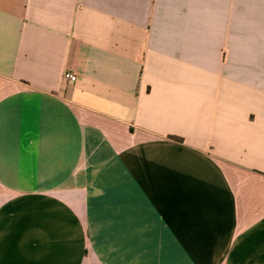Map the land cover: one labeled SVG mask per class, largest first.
Listing matches in <instances>:
<instances>
[{
  "label": "crops",
  "instance_id": "obj_1",
  "mask_svg": "<svg viewBox=\"0 0 264 264\" xmlns=\"http://www.w3.org/2000/svg\"><path fill=\"white\" fill-rule=\"evenodd\" d=\"M0 264H264V0H0Z\"/></svg>",
  "mask_w": 264,
  "mask_h": 264
},
{
  "label": "built area",
  "instance_id": "obj_2",
  "mask_svg": "<svg viewBox=\"0 0 264 264\" xmlns=\"http://www.w3.org/2000/svg\"><path fill=\"white\" fill-rule=\"evenodd\" d=\"M63 79L68 83H74L76 81V74L71 71H65L63 74Z\"/></svg>",
  "mask_w": 264,
  "mask_h": 264
}]
</instances>
